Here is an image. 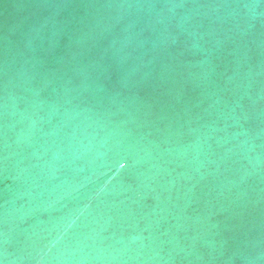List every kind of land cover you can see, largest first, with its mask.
Listing matches in <instances>:
<instances>
[{"label":"water","instance_id":"obj_1","mask_svg":"<svg viewBox=\"0 0 264 264\" xmlns=\"http://www.w3.org/2000/svg\"><path fill=\"white\" fill-rule=\"evenodd\" d=\"M0 264H264V0H0Z\"/></svg>","mask_w":264,"mask_h":264}]
</instances>
